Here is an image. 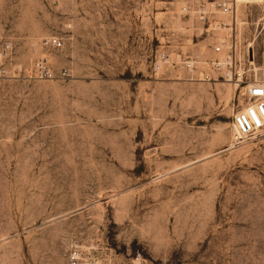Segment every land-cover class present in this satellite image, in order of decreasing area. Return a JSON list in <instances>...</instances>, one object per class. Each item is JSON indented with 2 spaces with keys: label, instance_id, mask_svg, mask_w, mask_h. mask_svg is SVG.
Listing matches in <instances>:
<instances>
[{
  "label": "rangeland",
  "instance_id": "rangeland-1",
  "mask_svg": "<svg viewBox=\"0 0 264 264\" xmlns=\"http://www.w3.org/2000/svg\"><path fill=\"white\" fill-rule=\"evenodd\" d=\"M227 1L0 0V264H264V131L212 65L257 74L264 6Z\"/></svg>",
  "mask_w": 264,
  "mask_h": 264
},
{
  "label": "built area",
  "instance_id": "built-area-1",
  "mask_svg": "<svg viewBox=\"0 0 264 264\" xmlns=\"http://www.w3.org/2000/svg\"><path fill=\"white\" fill-rule=\"evenodd\" d=\"M257 5L264 6V0H229L227 2H221L218 4L204 5L199 7V11L202 19L204 21L209 20L212 13L218 11L220 13L231 15L236 17V11L238 5ZM188 9V8H187ZM212 25H209V29ZM215 27L225 26L224 23L218 22L214 25ZM264 30V25H263ZM45 47L60 50L63 48V42L58 38L47 40L44 43ZM228 48V49H226ZM227 51V55L225 54ZM214 52L218 55H224L220 59L212 62V65L216 71L221 72L225 70L229 65L235 67L239 66L241 71V61L237 57L236 45L227 46L225 41L219 42L214 46ZM46 61L41 60L37 63V72L40 73L42 77L52 78L53 72L47 66ZM238 73V76L234 77L233 81L237 87H240L242 83H245V87L241 89V94L244 100V105L239 108L234 117V124L238 128L239 138H248L254 136L260 131H264V55L261 61V67L259 74L254 77H250L246 82L244 79V74ZM230 80L232 77L230 75Z\"/></svg>",
  "mask_w": 264,
  "mask_h": 264
},
{
  "label": "bare ground",
  "instance_id": "bare-ground-1",
  "mask_svg": "<svg viewBox=\"0 0 264 264\" xmlns=\"http://www.w3.org/2000/svg\"><path fill=\"white\" fill-rule=\"evenodd\" d=\"M243 5V4H242ZM238 6H241V5H238ZM237 10H238V7H237ZM241 11V10H240ZM233 19V23L235 24V25H237V11H236V17L234 16V17H232ZM261 20V19H260ZM259 23H257V25H258ZM226 25V27L227 26H229L230 24L229 23H226L225 24ZM253 44V43H252ZM252 44H251V46H250V54L253 56V50H251V47H252ZM259 71H260V68L259 67H256V73H257V76H258V74H259ZM235 130H236V136H238L239 135V133H238V128L236 127V125H235Z\"/></svg>",
  "mask_w": 264,
  "mask_h": 264
}]
</instances>
